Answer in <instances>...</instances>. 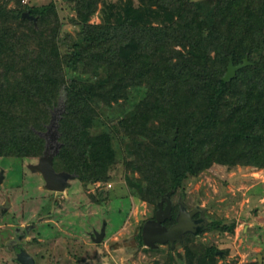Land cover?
I'll list each match as a JSON object with an SVG mask.
<instances>
[{
    "label": "trees",
    "instance_id": "obj_1",
    "mask_svg": "<svg viewBox=\"0 0 264 264\" xmlns=\"http://www.w3.org/2000/svg\"><path fill=\"white\" fill-rule=\"evenodd\" d=\"M8 1L0 0V156H38V131L64 92L54 165L84 184L110 179L116 146L132 157L123 158L130 190L153 209L213 164L264 166V0H67L77 29L64 36L54 1ZM245 57L224 79L229 61ZM134 88L139 98L106 124L91 94L121 105ZM174 128L172 145L162 133ZM216 249L185 246V264H215Z\"/></svg>",
    "mask_w": 264,
    "mask_h": 264
},
{
    "label": "rangeland",
    "instance_id": "obj_2",
    "mask_svg": "<svg viewBox=\"0 0 264 264\" xmlns=\"http://www.w3.org/2000/svg\"><path fill=\"white\" fill-rule=\"evenodd\" d=\"M49 1L56 4L62 22L61 36L66 31L74 33L77 25L71 21V17L75 11L69 7L67 0H9L8 5L43 4ZM101 5L100 1L90 21L100 20ZM138 90L132 89L130 98L122 101L121 105L113 103L110 106L104 104L99 95L93 92L92 103L106 124L113 125L116 121L111 124L110 120L119 118L123 110L130 108L139 98ZM63 97L64 92H61L52 108L56 115H60L63 109ZM116 147L119 149V162L111 170L110 179L105 182L95 181L90 192L86 191L85 184L79 190V182L73 180L69 190L75 192L70 194L67 189L69 196L64 199L65 208L61 209V213L53 209L50 216L43 213L46 210L42 206L47 202L49 204L51 199H46V191L40 186L41 177L25 167V163L34 161L37 156H0V165L6 169V178L0 184V200L9 203L10 212L16 214L19 222L47 223L49 229L58 230L62 253L61 261L56 264H78L85 260L89 264H185V246L194 250L206 245L217 248L215 264L258 260V254L261 255V261H264V166L237 164L227 167L213 164L197 176L187 178L173 192L174 200L182 196L188 206L201 205L210 222L217 220L220 224H234L233 228L219 230L206 227L197 235L187 233V242L183 240L174 248L166 243L151 247L138 243V232L143 221L153 215L155 208L130 190L125 178L123 158L131 161L132 157L123 153V146ZM40 215H44L46 220L40 221ZM102 216L107 221L106 234L102 241L95 243L86 236L84 229L90 228L89 223L99 227ZM50 217L52 219H47ZM7 221L11 220H0ZM74 241L76 248L72 244ZM65 247L68 249L66 253L63 250Z\"/></svg>",
    "mask_w": 264,
    "mask_h": 264
},
{
    "label": "flooded vegetation",
    "instance_id": "obj_3",
    "mask_svg": "<svg viewBox=\"0 0 264 264\" xmlns=\"http://www.w3.org/2000/svg\"><path fill=\"white\" fill-rule=\"evenodd\" d=\"M42 152L40 154H42ZM38 156L36 157L34 161L25 163V167L28 169V171L32 173H37L41 177L42 181H41L40 186L42 190L46 191L45 192L46 199H51L49 204L47 202V203H44V206H42V208L46 210V211H43V213L44 215L47 216L51 213L53 209L59 210V213H61L63 211L61 209L65 208L64 202L69 196L68 192H70V194H72V192H75L73 190L72 191L69 190V186L72 184L73 180H77L79 182L80 184L79 190L81 189L84 183L80 180V178L77 176V173L75 171H69L65 168H57L54 165V159H53V167L56 171L64 170L68 172H73L75 176L72 178H69L67 185H65V187L61 190L49 189V188L44 187V179H43L42 174L39 171L31 170L30 167L28 166L29 163L36 162L38 160ZM0 178H1V181H0V184H1L6 178V169L3 165H0ZM57 183L58 185L60 184V182H57ZM85 186L87 187L86 191L90 192L93 190L94 184L91 182H87ZM67 189H68V192H67ZM63 192H65V194H63ZM172 194H171L172 205H171V210H170V217H166L164 220H162V223L167 227H169L172 223L175 222V215L178 209L177 199L178 197H180V196H177L176 199L174 200ZM184 201H185V198H184ZM8 204L5 201L0 200V220H3L4 218L11 220L7 222H0V264L2 262H4L5 264H23L22 260H27L30 257L34 260L35 264H41L42 262H46L47 264H56L57 262L61 261L60 257H61L62 250H61L60 239H59L60 234L58 230L56 228L49 229L48 228L49 224L47 223L33 222V221L19 222L18 221L19 218L15 216L16 214H13L12 212H10V206ZM186 205H187V202H186ZM194 206L195 205L193 206L187 205V209H190ZM174 208H175V211L173 213ZM155 209L153 211V215L148 216L146 219L154 217ZM44 215L43 216L40 215L39 217L40 221L46 220ZM52 215H54V213ZM192 217L193 218H199V217L203 218L204 217L205 223L200 225V228H201L200 232L204 230V228L208 227L210 223V220L205 215L204 207H202L201 205H198L196 207V212L193 213ZM47 219H52V218L50 217ZM142 225L139 230L140 234H141ZM89 226L90 228L84 229L86 236H88V238L92 242H95V243L102 241L106 234L107 221L105 217L104 216L101 217L99 227H95L92 223H89ZM102 227H103V230H102ZM187 233H192V232L186 231L182 233L181 235L182 239L176 240L174 243V246L177 243L183 242L184 237ZM101 236L102 238L99 241H97L96 239L100 238ZM141 239H142V235H141ZM74 243L75 241L72 242V244L76 248V245ZM163 243L168 244L170 248H174V246L173 247L171 246L170 241H165ZM159 244H161V242H158V245ZM143 245L145 244L143 243ZM70 246L68 247L69 249H70ZM63 250L66 253V250L68 249H66L65 247V249ZM78 264H89V262L85 260V261H80Z\"/></svg>",
    "mask_w": 264,
    "mask_h": 264
},
{
    "label": "water",
    "instance_id": "obj_4",
    "mask_svg": "<svg viewBox=\"0 0 264 264\" xmlns=\"http://www.w3.org/2000/svg\"><path fill=\"white\" fill-rule=\"evenodd\" d=\"M22 16L32 18L34 21L36 20V17L32 14H29L28 11H24ZM247 62L248 61L246 57L244 58L243 62L238 64H233L230 60L223 78L226 80L230 79V77L234 75L236 69ZM58 118L59 114L56 115L54 111H51V118L49 123L46 125V129L38 131V133L45 140L43 152L38 156V160L36 162L28 164L31 170L39 171L42 174L44 179V187L55 190L63 189L65 185H67L68 179L75 176L73 172L64 170L56 171L53 167V157L58 152V149L61 145V141L58 139ZM175 135V128L173 129L171 135L162 133V137L172 145L175 143ZM57 182H60V184L58 185ZM172 191L173 189H169L160 196L156 203L154 217L144 221L141 229V235L145 245L157 247L158 242L163 243L165 241H170L171 246L173 247L176 240L182 239V233L190 231L197 235L201 230L200 225L205 223L204 217H192L193 213L196 212V207L198 204L190 209H187L184 198L180 196L177 199L178 209L175 215V222L169 227L165 226L162 223V220H164L166 217H170ZM101 238L102 236L96 240L99 241ZM258 262L259 264L262 263L260 254H258ZM22 263L35 264L31 257L27 260H22Z\"/></svg>",
    "mask_w": 264,
    "mask_h": 264
}]
</instances>
